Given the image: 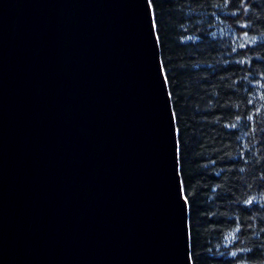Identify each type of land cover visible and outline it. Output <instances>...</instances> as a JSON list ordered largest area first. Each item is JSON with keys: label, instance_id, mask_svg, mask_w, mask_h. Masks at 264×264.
<instances>
[{"label": "water", "instance_id": "95a60500", "mask_svg": "<svg viewBox=\"0 0 264 264\" xmlns=\"http://www.w3.org/2000/svg\"><path fill=\"white\" fill-rule=\"evenodd\" d=\"M0 264H193L149 0H0Z\"/></svg>", "mask_w": 264, "mask_h": 264}, {"label": "trees", "instance_id": "16d2710c", "mask_svg": "<svg viewBox=\"0 0 264 264\" xmlns=\"http://www.w3.org/2000/svg\"><path fill=\"white\" fill-rule=\"evenodd\" d=\"M193 264H264V0H150Z\"/></svg>", "mask_w": 264, "mask_h": 264}, {"label": "snow or ice", "instance_id": "6c2138e0", "mask_svg": "<svg viewBox=\"0 0 264 264\" xmlns=\"http://www.w3.org/2000/svg\"><path fill=\"white\" fill-rule=\"evenodd\" d=\"M149 2H150V0H149Z\"/></svg>", "mask_w": 264, "mask_h": 264}]
</instances>
